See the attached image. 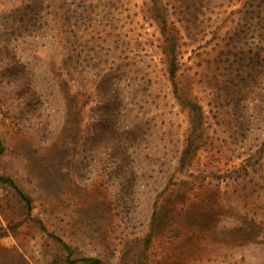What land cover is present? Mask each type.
Returning a JSON list of instances; mask_svg holds the SVG:
<instances>
[{
  "label": "rangeland",
  "instance_id": "374dc122",
  "mask_svg": "<svg viewBox=\"0 0 264 264\" xmlns=\"http://www.w3.org/2000/svg\"><path fill=\"white\" fill-rule=\"evenodd\" d=\"M198 1L0 0V264H264V35Z\"/></svg>",
  "mask_w": 264,
  "mask_h": 264
},
{
  "label": "trees",
  "instance_id": "16d2710c",
  "mask_svg": "<svg viewBox=\"0 0 264 264\" xmlns=\"http://www.w3.org/2000/svg\"><path fill=\"white\" fill-rule=\"evenodd\" d=\"M61 1H58L57 2L55 0H52V2L49 3L48 7H51L52 9H55L58 6H59V8H63V10L61 12V15H59V17L62 18L63 20H68V22H65L66 25L68 23H69V25H71V28H69L70 33L68 34V37H70V38L72 37V39L75 38L76 41H77V37L79 35L78 31H79V26L80 25H76L77 24L76 21H78L79 15L82 12L85 11L84 9H86V11H87L88 5L86 3L84 4V3L80 2V1L78 3H75L76 6H81L82 7L81 13L80 14H76V13L72 12L70 8H64L65 6H64V4ZM206 1H207L206 4H208V2L210 0H206ZM228 1H230V0H228ZM238 1L241 3V6H242V9L241 10H243L244 14H246V19L248 18V19H254L255 20L254 24H251V25L253 26L254 30L257 31L258 36H260L261 33L264 35V0H238ZM198 3L203 8H207V7H204V4H203L204 3V0H199ZM210 10H211V8H210ZM53 12H54V15L57 14L55 12V10ZM70 19H74L75 20V23L74 22H71ZM59 33H60V35H63L64 32L61 29H59ZM89 37H90V39H95L97 36L96 35L93 36V34H91V35H89ZM261 37H262V35H261ZM261 39H263V44L257 45V48L259 50L257 56L259 58H260V56L264 55V36ZM107 51L108 50H105L104 51V54ZM177 54H178V51H176L174 49V47L171 48V49H169V51L167 53V55H168V69H169V73H170L171 76L174 75V73H175V71L177 69ZM101 56H102V54L99 53L98 56L95 58L91 54L90 61H94V63H93V65L90 64V66L92 65V66H94V68H96V67L97 68H100L101 65L99 66V64H103L107 60L106 58H101ZM259 65L260 66H263V62L261 61V63ZM107 67H108L107 68V72H104V73L103 72H99V71H101V69H99L98 72H95V75L98 76V77H100V79H102L103 83L104 82L110 83L112 81V78L113 77L114 78H117L118 77L117 74L120 72V66L118 64L116 66L110 67V65H109ZM106 83H104V84L106 85ZM189 103H190V105H193V106L195 105V107L199 108V110L201 109V106L199 104H197L196 102H191L190 101ZM90 261H91L92 264H95V261L96 260L95 259H91Z\"/></svg>",
  "mask_w": 264,
  "mask_h": 264
}]
</instances>
